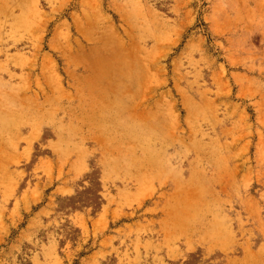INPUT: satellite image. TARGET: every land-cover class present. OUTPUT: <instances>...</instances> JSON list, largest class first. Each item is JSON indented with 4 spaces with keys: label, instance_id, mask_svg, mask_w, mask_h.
<instances>
[{
    "label": "rangeland",
    "instance_id": "1",
    "mask_svg": "<svg viewBox=\"0 0 264 264\" xmlns=\"http://www.w3.org/2000/svg\"><path fill=\"white\" fill-rule=\"evenodd\" d=\"M0 264H264V0H0Z\"/></svg>",
    "mask_w": 264,
    "mask_h": 264
}]
</instances>
